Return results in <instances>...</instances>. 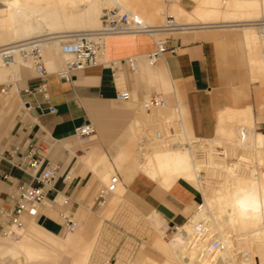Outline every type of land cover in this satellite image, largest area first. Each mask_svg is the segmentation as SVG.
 I'll return each mask as SVG.
<instances>
[{
	"label": "crops",
	"instance_id": "obj_1",
	"mask_svg": "<svg viewBox=\"0 0 264 264\" xmlns=\"http://www.w3.org/2000/svg\"><path fill=\"white\" fill-rule=\"evenodd\" d=\"M227 30L234 29L219 27L182 32L185 34L169 40L170 45L176 46V52L166 53L153 65L145 58L155 49L156 37L174 33L114 36L107 42L106 62L78 71L71 81L59 78L61 69L48 70L47 76L40 78L36 72L26 75L23 67H31L21 66L16 78L20 79L19 87L7 103L15 108L23 102L24 108L15 110L11 124L0 129V211L11 207L15 189L32 180L16 165L13 149L26 139H33L49 149L48 160L57 166L56 191L50 192L48 200L40 207L38 217L33 219L36 227L29 230L25 227V231L28 230V234L42 245H52L54 239H62L65 241L62 255L68 246H77L81 238L85 239L84 233L94 232L96 224L89 210L79 206L74 211L80 221L77 233L62 236L65 230L60 214L63 210L50 202L66 201L73 209L78 199L96 197L98 186L104 184L106 187V180L109 178L110 181L115 174L120 177L118 186L122 194L108 193L109 205L127 202L125 196H128L141 200L153 211L150 222L155 226L160 227L152 217L170 225L185 224L199 199L187 194L178 197L142 171L131 176L126 150L131 146L132 129L137 126L139 104L150 98V93H164L170 102H176L180 109H185L188 125L185 133L197 142L216 138L222 119L233 109L251 107L253 111L254 83L257 101L264 103L258 96L259 82L252 79L242 31L237 35L222 33ZM234 47H243V63L235 54ZM131 57H138L135 70L128 63ZM40 84L46 85V96L25 92ZM12 89V84L0 89V115L5 112L1 108L3 96ZM122 91H128L131 99L122 100L124 104L119 106L117 95ZM135 99L140 102L136 104ZM50 107H54L55 112H51ZM260 117H264V112L260 111ZM5 118L8 117L4 115ZM88 122L97 130L86 143L76 137V129ZM237 129L240 133L252 134L253 140L258 133L264 135L255 129L249 132L243 127ZM106 208L104 213L107 215L110 211ZM3 224L0 213V229ZM151 245L164 255L170 252L160 237L154 236ZM7 257L9 255L0 252V258ZM146 257L144 255L135 264L142 263Z\"/></svg>",
	"mask_w": 264,
	"mask_h": 264
},
{
	"label": "bare ground",
	"instance_id": "obj_2",
	"mask_svg": "<svg viewBox=\"0 0 264 264\" xmlns=\"http://www.w3.org/2000/svg\"><path fill=\"white\" fill-rule=\"evenodd\" d=\"M190 1L193 7L188 10L181 0H173L167 6L165 0H0V46L40 37L43 40L42 54L46 67L49 64L52 71L58 70L57 68L62 64L65 66L70 58V54L63 50L62 36L98 28L101 25L100 14L103 10L119 7L137 15L149 28L144 33L123 36H154L160 33H182L219 27L241 30L248 50L252 79H264V38L255 26L256 21L264 20V0ZM165 9L170 12L166 16ZM173 30L175 32H171ZM111 37L114 36L108 37L107 42ZM145 59L153 65L148 58ZM21 66L32 68L30 62L20 58L12 65H4L0 60V83L16 80ZM258 96L262 98L261 89ZM260 106L264 108L262 102ZM137 113V126L132 129L131 146L126 150V157L132 169L131 176L142 171L178 197L185 194L190 196L197 189L203 200L202 205H199L185 224L176 225L178 232H175L169 244L177 259L172 257L170 251L161 262L147 256L142 264H254V257L258 263L264 264V174L262 173L261 178L256 171L245 172L244 167L236 160L233 164L225 162L228 161L225 155L230 153L228 147L224 146V156L220 157L215 153L210 155V149H205L201 143L192 145L197 141H192L186 133L183 136L186 145L181 148L156 146L144 150L141 137L145 129L137 131L141 124L145 126L140 104ZM253 119L251 107L233 109L222 119L218 135L210 139V143L218 145L236 141L237 145L242 146L241 138L245 139L248 135L240 133L237 128L247 123L252 124ZM249 136L255 145L264 142V135L260 133L255 140L252 134ZM203 167H208L207 171L210 168L217 171L222 180L219 188L209 191L203 187L207 172L201 169ZM217 174L215 176H218ZM114 192L122 194L119 186ZM201 224L207 228L205 239L194 237L197 227ZM25 227L28 230L36 227L32 218H25L21 239L14 240L6 236L0 240V252L9 257L24 256L25 261L23 260L22 264L58 262L65 241L54 239L52 245H42L28 234V230L25 231ZM215 235L219 236L224 249L209 255L206 251L207 242ZM252 238L254 241L248 244L246 239ZM87 245L86 239L81 238L76 247L80 251L86 249L87 253L90 250ZM243 249L251 252L249 263H244L238 255ZM75 261L76 258L73 264ZM83 261L81 260V264H84Z\"/></svg>",
	"mask_w": 264,
	"mask_h": 264
},
{
	"label": "built area",
	"instance_id": "obj_3",
	"mask_svg": "<svg viewBox=\"0 0 264 264\" xmlns=\"http://www.w3.org/2000/svg\"><path fill=\"white\" fill-rule=\"evenodd\" d=\"M255 26L264 38V20L255 22ZM149 28L137 16L119 7L105 9L101 16V25L98 28L67 33L62 36L63 50L70 54L65 66L58 71V76L64 81H71L78 71L88 67L102 65L106 62L107 38L115 35H128L147 32ZM43 40L40 37L31 38L0 46V60L4 65H12L18 58L30 62L36 75L44 78L48 69L42 54ZM176 46L170 45L169 40H160L155 49L146 56L152 64L159 61L166 53H175ZM138 57H131L128 63L135 70ZM26 93L38 92L47 95V87L40 84L36 88H28ZM120 100H129L131 95L128 91H122L117 95ZM141 112L145 117L144 133L141 137V146L144 150L156 146L183 147L186 141H182L185 133L184 120L179 106L170 107L168 101L162 94L150 96L140 103ZM50 107L51 112H55ZM95 133V127L91 122L76 129V137L86 140ZM13 154L17 157L16 165L31 176V182L13 191L15 200L10 208H2L0 213L4 224L0 229V236H12L18 238L20 231L24 229L25 218L36 219L40 213V207L46 203L51 191L55 190L57 166L48 160L49 149L26 139L23 143L16 145ZM13 158V157H12ZM120 177L115 175L110 183L101 191L99 198L106 199V195L116 190ZM56 191V190H55ZM57 193V192H56ZM56 202V199H53ZM57 203V202H56ZM62 227L65 231H74L77 221L69 212L61 214ZM173 229L177 230L175 224ZM206 226L200 225L196 229L195 238L206 237ZM224 245L220 240H209L206 251L209 255L220 252ZM244 263L251 260L249 250H241L238 254Z\"/></svg>",
	"mask_w": 264,
	"mask_h": 264
},
{
	"label": "rangeland",
	"instance_id": "obj_4",
	"mask_svg": "<svg viewBox=\"0 0 264 264\" xmlns=\"http://www.w3.org/2000/svg\"><path fill=\"white\" fill-rule=\"evenodd\" d=\"M181 1L186 9L188 10L192 9L193 3L190 0H181ZM172 2L173 0H165L166 6L171 4ZM103 12L100 14V18ZM169 13L170 12L168 11V9L164 10L165 16L168 15ZM171 32H175V31L173 30ZM240 32L241 30H238V29L222 31V33H226L229 35H237V34H240ZM184 34L185 33L165 34V35H161L160 37H156V40L157 41L171 40L173 38H176ZM234 52L237 56L241 58V61L243 63L245 59L243 47L241 48L234 47ZM263 61H262V67L264 68ZM62 66L64 67V64L60 66L61 69L63 68ZM60 67H58L57 69H59ZM51 68L52 67L49 64H47V69L51 71ZM2 69H5V67H2ZM23 69L25 70L26 75L30 73H33V74L35 73V70L33 68L23 67ZM262 79L260 80L258 79L259 81L258 80L256 81L259 82V85H260L259 88L262 90V98L264 101V81H263L264 79L263 80ZM19 81L20 79L10 80V81L7 80L6 82L0 84V89L5 88L6 86H9L10 84H12L13 86V89L8 94L3 96L4 102H2L1 108H2V111H5V112L4 113L2 112L3 114L1 113L0 115V129L5 128V126L6 127L9 126V123L11 124V121L14 120L15 110L19 111V108H22V107L24 108L23 102H20L19 106L15 108H11L10 104L7 103V100L10 98V96L11 95L14 96L16 94V89L19 87V83H18ZM120 86L123 87L124 84H120ZM255 89L256 88H255V83H254L255 112H254V107L253 106L252 107H253V112H254L255 117L252 120L253 122L252 124L247 123V125H244L243 128L246 129L247 132L251 131V129H255L257 132H261L264 134V117L263 118L260 117V111L264 112L263 110L264 108L263 107L261 108L260 104L257 101ZM157 93L158 92H154V93H150L149 95L152 96ZM162 95L168 101L169 106L172 105L171 108L178 105L176 102H170L168 95L164 93ZM135 100H136V104L140 102L139 99H135ZM123 104H124V101L122 100L118 102L119 106ZM181 110L184 115L183 120H184V125L186 128L188 125H187V117H186L185 109L181 107ZM4 115H6V117L8 118L4 119ZM142 116L145 119L144 115ZM141 126L142 124L138 126L139 128L137 129V131H140L141 129L145 127V126L144 127L143 126L141 127ZM96 130L97 129L95 126V133H96ZM247 135L248 137L245 139H243V137L242 138L240 137L243 142L242 146L237 145L236 141L233 143H223V144L217 145L215 143L211 144L209 140H204V141L199 140L197 143H192V145L194 144L198 145L201 143L205 149L207 150L210 149L209 151L211 152L210 155L215 153V155H218L220 157L224 156L223 151L225 150V147H228L230 153H228L229 155H225V157L226 158L228 157L229 159L227 158L226 160L228 161H225V162H229V164H233V161L236 160L238 161L241 167H244L243 169L245 170V172L249 173L250 171H256V173L258 172L259 176L262 178L264 174V144L262 143V144L255 145L249 139L250 134L248 133ZM89 138L84 140V142L85 141L86 143L89 142L90 140ZM183 138L184 137L182 136V141L185 139ZM189 138L192 140V137L189 136ZM194 139H198V138H194ZM236 139L238 140V137ZM166 147H164V149H166ZM207 168L208 167L206 168L203 167L201 169L206 170ZM210 169H208L209 172L206 170L207 171L205 173L206 175L204 174L205 184L203 185V187L205 189H209V191L217 187L219 188V184L220 182H222L220 175L217 174V171L215 169H212L211 171ZM213 171L214 173H212ZM216 174L218 176H215ZM107 183L108 184L110 183L109 178L106 180V185ZM196 188H198V185H196ZM104 189H105V185L100 184L96 192V197H92L89 199H86V198L78 199L73 209L70 206V204L69 205L66 204V201L58 202L54 204L50 202L51 205H57L59 206V209L69 212L70 215L75 219V221H77L78 226H80V221L76 217L74 211L77 207L84 206V208H87L89 210L91 218L93 219L94 224H96V229L94 232L90 230L89 234H86V233L83 234L85 239L88 242L87 247L90 250L86 253V249L80 251L75 245L68 246L65 249V251L62 253L59 262L63 264H71L73 263L72 262L73 258H76L77 261H75V264L76 263L81 264V260L82 261L84 260L83 261L84 264H135V262L138 260H141L144 255L151 256L161 262L165 259V255L161 251H159L157 248H155L153 245H151L152 238L154 236L160 237L163 241L165 240L164 243L167 245V247L170 249L172 253L169 241L170 239L174 237L175 232H177V230L173 229V225H170L166 221L164 222L163 220L159 218L152 217V220L154 222H158L161 228L153 225L150 222V216L153 214V211L150 210L145 205L144 202H142L141 200H137L135 198L133 199L131 197L125 196V198H127V202L118 201L115 204L109 205L108 204L109 200L107 198L105 200L102 198H99L101 191ZM192 193L193 194L190 196L195 197L197 200L199 199V203L194 205V211H195L199 205H202L203 200L198 195L199 192L197 191V189L194 190ZM105 208L106 210L110 211V213L107 215L104 213ZM194 211L192 212V214L194 213ZM192 214L190 215V217L192 216ZM78 226L76 227L74 231H64L61 235L66 236L68 234H76L78 230ZM20 232H23V231H20ZM4 237L6 236H0V240ZM13 238L19 239V237L18 238L13 237ZM215 239L220 240L218 235L213 236L212 240H215ZM252 240L254 241V238H252L251 240L246 239V242L249 244L250 241L253 242ZM172 257L174 259H177V256L173 253H172ZM79 258L81 259L79 260ZM23 260H24V256L22 255H20V257L18 258H13V257H7L3 259L0 258V264H22ZM137 264H142V263H137ZM219 264H221V262ZM222 264H225V263L222 262ZM254 264H260L257 262L256 257H254Z\"/></svg>",
	"mask_w": 264,
	"mask_h": 264
}]
</instances>
